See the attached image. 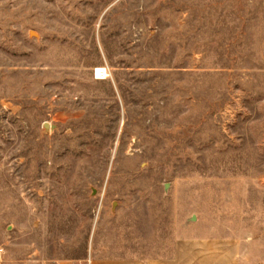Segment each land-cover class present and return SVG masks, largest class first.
Returning <instances> with one entry per match:
<instances>
[{
    "label": "rangeland",
    "instance_id": "rangeland-1",
    "mask_svg": "<svg viewBox=\"0 0 264 264\" xmlns=\"http://www.w3.org/2000/svg\"><path fill=\"white\" fill-rule=\"evenodd\" d=\"M193 237L264 264V0H0V264Z\"/></svg>",
    "mask_w": 264,
    "mask_h": 264
},
{
    "label": "crops",
    "instance_id": "crops-1",
    "mask_svg": "<svg viewBox=\"0 0 264 264\" xmlns=\"http://www.w3.org/2000/svg\"><path fill=\"white\" fill-rule=\"evenodd\" d=\"M237 238L193 237L178 239L172 255L152 258H99L90 264H239ZM58 264H73L60 261Z\"/></svg>",
    "mask_w": 264,
    "mask_h": 264
},
{
    "label": "water",
    "instance_id": "water-1",
    "mask_svg": "<svg viewBox=\"0 0 264 264\" xmlns=\"http://www.w3.org/2000/svg\"><path fill=\"white\" fill-rule=\"evenodd\" d=\"M50 126H52V125H50L48 122L45 123L46 128H49Z\"/></svg>",
    "mask_w": 264,
    "mask_h": 264
},
{
    "label": "bare ground",
    "instance_id": "bare-ground-1",
    "mask_svg": "<svg viewBox=\"0 0 264 264\" xmlns=\"http://www.w3.org/2000/svg\"><path fill=\"white\" fill-rule=\"evenodd\" d=\"M101 68V67H100ZM97 70H98V68H97ZM104 71H105V69H104ZM98 74V73H97Z\"/></svg>",
    "mask_w": 264,
    "mask_h": 264
}]
</instances>
